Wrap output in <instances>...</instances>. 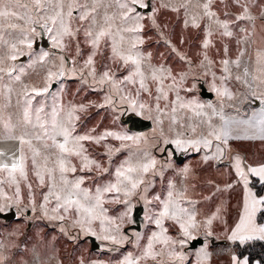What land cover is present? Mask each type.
Segmentation results:
<instances>
[{
  "label": "rangeland",
  "instance_id": "1",
  "mask_svg": "<svg viewBox=\"0 0 264 264\" xmlns=\"http://www.w3.org/2000/svg\"><path fill=\"white\" fill-rule=\"evenodd\" d=\"M145 2L150 4L149 8H137L144 17L142 21L144 43L138 45V50L145 58L144 67L146 70L149 65L154 68L163 67L166 70L164 87L168 91V100L165 101L163 97L160 99V106L161 109H164V113L156 111L155 97L159 93L156 91V82L150 78L147 83L151 94L141 90L137 96L138 83L127 85L125 92L121 93L127 96V93L131 92L132 99L136 101L137 105L143 103L147 106L144 109L136 107L135 111L127 98L121 101L119 96L113 94L107 85L94 84L91 78H88L87 84L83 83L79 74L72 76L69 73L64 78L65 87L61 94V101L64 104L72 102L91 105L82 114L77 129L81 134L95 129L94 135L107 130L128 135H142L148 138L139 144L125 141L127 147L123 148H121V141L112 137L99 145L86 142L88 155L98 161L101 168L108 169L106 172L95 167L91 171L82 172L79 169V160L72 161L77 164L78 171L71 174L69 178L83 175L85 183L82 187L93 190L96 186L103 187L109 182L115 183L116 168L130 157L134 161L137 158L143 159L144 153L147 152L150 158L157 161L155 168L144 175V184L140 185L131 196L125 197L123 193H120V202H116L114 194H105L106 215L117 218L116 222L120 224L121 233L127 239L120 245L99 239L98 236L101 235L99 221L93 224L98 236H92L83 233L78 227H73L71 219H66L62 225L60 221L43 217L40 204L42 203V193L47 189L37 187L35 177L30 170L29 181L33 184L32 193L36 200L34 211L30 202L29 190L24 182H21L20 186L21 200L19 204H16L14 200L8 201L0 197V206H3L1 213L16 212V215L10 219L0 217V238L5 239L10 245L12 244L11 246L17 244L20 248H24L22 254L25 255L19 258L21 262L26 264H81L83 261V264H121V261L129 253L133 257L140 256L151 239L152 233L159 232V227L155 224L154 219L161 210V206L154 197L158 195L161 199H166L170 186H174L172 189L174 192L185 193L182 206L196 212L198 227L190 230L191 237H185L178 224L172 220H166L164 226L168 229L167 235L171 236L175 243L165 247L162 256L155 259L147 257L140 264H234L233 256L239 257L241 260L246 257L248 264H251L248 256L238 255V244L249 245V248H252L253 252L256 251L258 256L264 253V246L261 243L256 241L236 242L229 239L232 227L240 215L242 199L240 188H238L232 170L227 164L225 153L221 157L214 156L215 145L218 142L213 140L211 148L200 145L199 150L191 145L177 147L174 143H164L165 140L171 141L177 138L182 140L199 139L206 136L210 130L219 131L226 115L242 113L245 107L254 105L256 98L252 93L256 80H253L252 77L255 76V50L257 46L264 47V22L257 19L255 34L250 37L248 43L241 41L240 44L236 42L238 37H221L213 25V36L210 38L212 42L208 49H204L203 41L207 38L204 31L205 24L202 23L200 28L192 27L189 18V26L186 27L184 10L172 11V6L178 5L181 0H145ZM165 3L169 5L168 8L161 6ZM192 3L195 4L196 0H192ZM154 10H156L155 25L150 19ZM214 10L221 13V18H224L222 15L225 11L224 5L219 0H216ZM110 11H115V7ZM73 26H77L75 20ZM241 27L250 26L242 24ZM36 31L42 34L33 37L32 48L18 45L23 55L17 54V60L13 61V65L17 68L15 73L23 76V82L22 79L16 81L17 83L12 87V80L5 78L9 82L8 85L13 88L12 95L21 93L25 84L30 87L43 86L48 70L56 71V65L59 64L61 55L65 56L66 60L75 58L76 66L79 68L91 51L90 45L83 43L82 32L77 37L81 41V55L77 56L75 40L67 48L61 50L53 47V42L47 32H42L39 26L36 27ZM236 31L238 32V30ZM225 45L228 49L226 53ZM1 49L3 50L1 55H3L7 46ZM245 49V55L240 57L239 68L232 63L229 64L231 75L228 76L223 71L221 61L223 59L234 61L239 52ZM43 51L49 52V57L33 64L32 61L36 60ZM205 53L212 63L208 64L205 61L201 66ZM110 55V51L102 45L100 52L95 57L97 73L105 70V66H109L115 71L117 78L127 75V70L117 68L116 64L119 61L112 63L108 59ZM249 57H252L251 61ZM21 67L24 68L23 73L19 72ZM245 67L249 68L247 77L243 73ZM168 71L171 73L170 76ZM12 75L15 76V74ZM181 75H184L182 81ZM237 75H240L242 79L236 80ZM225 76L228 78L222 80L221 77ZM85 77H87L86 70ZM172 77H175V84H173ZM244 80H247V83ZM59 83L60 81H54L50 92L57 91ZM213 85L216 88H227L232 93L231 97L218 95ZM169 86H171V90H169ZM177 91L182 102L196 101L198 104H203L204 108L197 109V111L207 113V115L196 116L191 108H179L177 105L176 122L173 123L170 109L173 106L172 102L176 99ZM106 95L112 96V103L105 104L102 108L97 107V105L104 104ZM20 99L22 100V95ZM37 99L40 98L37 97ZM46 99L51 104V96H47ZM165 104L168 105L167 109H165ZM157 117L163 121L162 124L157 123ZM16 118L17 115L14 116L13 123ZM193 127H195V131L192 130ZM161 129H163V136H161ZM2 133L3 130L0 129V134ZM106 144L112 145L114 149L120 148V151H113L109 155L105 148ZM221 146L224 147L223 144ZM206 156L213 158L205 160ZM185 167L189 169L187 175L181 171ZM229 184L231 187H227ZM3 187L8 196H13L14 186L5 184ZM140 206L142 208L138 221L135 214ZM217 209H219L217 218L212 221L209 227L206 221L217 213ZM125 213H127L126 216L123 215ZM122 216L123 219H120ZM62 227L65 229L64 231L61 230ZM182 239L185 241L184 244L179 243ZM155 250L159 252L161 245L157 244ZM169 251L183 254V261L169 256ZM205 252L208 253L207 259L204 257ZM253 264L263 263L255 260Z\"/></svg>",
  "mask_w": 264,
  "mask_h": 264
},
{
  "label": "snow or ice",
  "instance_id": "2",
  "mask_svg": "<svg viewBox=\"0 0 264 264\" xmlns=\"http://www.w3.org/2000/svg\"><path fill=\"white\" fill-rule=\"evenodd\" d=\"M224 5L225 11L221 18V13L214 10L216 0H196L193 4L192 0H181L178 5L172 6V11L180 12L184 10L186 17L185 26H189V18L191 26L200 28L204 23V31L206 39L203 41V48L208 49L213 36V25L221 37H238L236 42L241 41L248 43L250 37L255 34V26L257 19L264 22V0H219ZM162 7L168 8V4H162ZM115 7V11H110ZM138 7L149 8L150 4L145 0H0V45H6L8 51L0 55V74H5L11 77L13 81H20L21 76L12 74L17 71L15 65L5 66L8 61H16L17 54L23 55L18 45H26L29 49L34 43V36L41 35L37 33L36 27L39 26L42 32H47L49 38L53 42V47L61 50L67 48L73 40H75V50L77 56L81 55V41L77 39L78 35L83 33V43L90 45L91 51L87 58L83 61V65L79 68L76 66V59L66 60L65 56L59 57V64L56 65V71L48 70L43 86L23 85L21 93H18L16 105L19 108L15 123L11 114L4 115V110L11 106L13 88L10 85H4L0 89V95L4 96V102L0 103V122L3 125V133L0 134L2 140H14L18 147L14 151H5L0 149V197L5 200L13 201L16 204L21 200V182L26 183L29 190V197L33 211L36 208L35 196L32 193L33 184L29 181V171L35 177L37 187L47 191L42 193V203L40 209L42 216L49 220L60 221L61 224L66 219H71L72 226L78 227L85 234L98 236L97 231L93 228V224L99 221L100 233L99 239L111 241L113 244H123L127 237L121 233L120 224L116 222L117 218L106 215L107 209L104 208L105 194H114L116 202L119 201V194L123 193L125 197L131 196L135 191L144 184V175L154 169L157 161L150 158L148 153H144L143 159H135L130 157L125 160L115 170V183L109 182L103 187L96 186L95 189L82 187L85 183L83 175L69 178L71 174L78 171L77 164L73 163L74 159L79 160L80 171H91L93 167L108 171L106 168H101V165L95 159L88 155L86 142L101 144L109 137L121 141V148L127 147L125 141H132L134 144H139L142 140L148 138L142 135H128L126 133L107 131L94 135L95 129H90L88 132L81 134L77 131L81 122L82 114L88 110L91 105L84 103L64 104L61 101V94L64 90L63 80L69 73L72 76L79 74L83 83H88V78H91L94 84L107 85L111 92L119 96L121 101L126 98L135 111L136 107L144 109L145 104H136L132 99L131 92L127 96L121 93L125 92L126 86L136 85V95L139 96L141 90L149 92L150 78L156 82V91L159 93L155 97V108L158 113L163 114L164 109H161L160 99L163 97L168 100V91L164 87L163 67L154 68L151 65L147 70L144 67V56L138 50V45L144 43L142 32L144 17L137 10ZM155 11L150 17L155 25ZM75 13V15H74ZM76 21L77 26H73V21ZM242 24H247L250 27H241ZM251 29V31H250ZM238 30V32L236 31ZM19 33L14 42L5 39V33ZM67 41V42H66ZM108 49L111 55L108 59L112 63H116L117 68L127 70V75L122 78H117L115 71L109 66H105V70L97 73L95 57L100 52L101 46ZM225 53L228 51L227 46H224ZM246 49L239 52L238 57L234 61L223 59V71L231 75L229 64H234L237 68L241 65L240 57L245 55ZM151 54L149 53V56ZM49 57V52L43 51L32 63L44 61ZM252 60V57H249ZM207 61L211 64L207 53L201 61V66ZM256 71L258 76H253L252 79H261L264 83V47L258 48L255 54ZM70 65V67H69ZM31 66V65H29ZM85 70L87 77H85ZM20 73L24 72V68L19 69ZM244 76L249 75V68L243 69ZM168 75L171 73L168 71ZM214 76V74H213ZM228 76L221 77L227 79ZM3 76L0 75V80ZM184 75H181V81ZM236 80H241L242 77L237 75ZM175 84V77H172ZM60 81L59 88L55 92H50L52 83ZM247 83V80H244ZM125 86L122 88L121 86ZM194 87V86H193ZM214 90L218 95L231 97L232 93L227 88H216ZM171 90V86H169ZM22 95V100L20 96ZM257 99L256 93H252ZM51 96V104L48 103L46 97ZM39 97L40 99H37ZM35 102V103H34ZM112 103V96L106 95L104 104L97 107H104L105 104ZM262 107L259 114L253 113V117L258 115L257 126L260 132V138L264 139V99H261ZM170 109L171 119L176 122L175 113L177 105L179 108H191L196 116L207 115L197 111L203 109V104H198L196 101L182 102L179 92L176 93V99L172 102ZM211 107V105H208ZM168 105L165 104V109ZM149 110H151L149 108ZM151 118V117H150ZM157 123L162 124L163 121L157 117ZM245 123H253L246 121ZM211 127V125H210ZM195 131V127L192 129ZM179 135V134H178ZM163 136V129H161ZM230 132L220 129H213L206 136L199 139L182 140H165L164 143H174L177 147L184 145L195 146L199 150V146L205 148L213 146V140L217 141L215 148V157H221L225 153V148L221 145H227ZM109 155L113 151L119 152L120 148H113L112 145H105ZM213 157L206 156L204 159H212ZM242 159L239 155L235 157V170L239 180L243 182L245 195L239 222L232 230L229 239L244 242L250 239L264 240V223L257 222V214L264 213V195L257 194L248 187L251 183L250 177L259 179V182L264 185V164L252 167L250 165L242 167ZM185 175L189 169L185 167L181 170ZM9 184L14 186L13 196H8L4 190V185ZM231 187V185H227ZM170 186L167 192V198L161 199L160 196H155L154 199L159 202L161 210L156 214L154 222L159 227V232H153L151 239L138 257H133L131 253L126 255L121 261V264H140L147 257L153 259L162 256L164 248L175 241L167 235L168 229L164 226L166 220H172L179 225L185 237H191V229L198 227L196 221V212L190 211L182 206L184 200V192H174ZM147 191V189H145ZM127 203V201H125ZM194 203V202H193ZM0 211H3V206H0ZM217 213L213 214L206 221L210 227L212 221L217 218ZM124 216L127 213L123 214ZM123 219V216L120 218ZM64 231L65 229H61ZM211 234L210 232L208 233ZM139 238V237H138ZM75 239V237H73ZM180 244H184L182 239ZM161 245V250H155V246ZM169 256H174L180 261H183L184 256L175 251H169ZM205 259L208 258V253H204ZM234 264H248V259L245 257L241 260L239 257L233 256ZM83 264V261H81Z\"/></svg>",
  "mask_w": 264,
  "mask_h": 264
},
{
  "label": "crops",
  "instance_id": "3",
  "mask_svg": "<svg viewBox=\"0 0 264 264\" xmlns=\"http://www.w3.org/2000/svg\"><path fill=\"white\" fill-rule=\"evenodd\" d=\"M4 35H5V39L12 40L14 42L15 38L19 36V33L13 31L12 33L6 32ZM2 47L6 48V45H0V55L1 52L3 51L1 49ZM258 48L259 46H257L255 52L257 51ZM7 51L8 48L6 52ZM9 65H13V61H8L5 66H9ZM13 74L19 75L18 73H13ZM258 75L259 73L256 71V66H255V76ZM20 76L23 82V76L22 75ZM5 78L11 79V77L9 76H3V79L0 80V89L1 87L3 88L4 85H8L9 83L8 80H6ZM11 83H12V87H14L17 82L12 80ZM253 92L256 93V96L260 97L261 99H264V83L261 82V79H256ZM17 97L18 95H12V105L8 107L6 110H4V115L11 114L13 118L14 116L17 115L19 111L18 106L16 105ZM261 99L256 98L254 105L245 107L244 112L226 115L222 120L221 129L230 132L228 144L223 146L225 148V157L227 160V164L232 170L234 178L237 181L238 188H240V194L242 199L240 202L241 204L239 209L240 215L243 206L245 189L243 186V182L239 180V177L235 170V157L237 155L241 157L243 162L242 167H245V170H247L246 166L248 165L252 167H256L259 166L260 164H264V139L260 138V132L257 126L258 115L256 118L253 117V113L259 114L260 108L262 107ZM3 102H4V96L0 95V103ZM250 120L253 121V123L251 124L245 123L246 121H250ZM0 129L3 130L2 122H0ZM17 147L18 144L14 140L0 139V149H3L5 151H14ZM250 179H251V183L248 185V187L251 188L257 194V196L264 195V192L263 193L257 192L255 187L253 186V181L254 180L259 181V179L255 177H250ZM239 216L235 222V225L239 222ZM257 222L264 223L259 220V213L257 214ZM235 225L234 227H232V230L235 228ZM0 239H2V237ZM253 240H260V239H250V240H245L244 242L253 241ZM238 241L239 240H236V242ZM11 245L5 239L0 240V264H23L24 262H21L19 258L25 255L22 254L24 252L23 251L24 248H20V246L17 244L13 246ZM15 256L17 257L15 258Z\"/></svg>",
  "mask_w": 264,
  "mask_h": 264
},
{
  "label": "trees",
  "instance_id": "4",
  "mask_svg": "<svg viewBox=\"0 0 264 264\" xmlns=\"http://www.w3.org/2000/svg\"><path fill=\"white\" fill-rule=\"evenodd\" d=\"M253 186L255 187L257 192H259V193H263L264 192V185H262L259 181L254 180L253 181ZM259 220L261 222H264V213H259ZM253 241H256L257 243H261L264 246V240H253ZM248 242H250V241H248ZM249 247H250L249 245H247V246L243 245L242 246V245L238 244L237 245L238 255H240V256H248V258L251 261V264H253V262L255 260H258V261H260L261 263L264 264V253H263V255L261 254L260 256H258L256 251L253 252V249L249 248Z\"/></svg>",
  "mask_w": 264,
  "mask_h": 264
},
{
  "label": "water",
  "instance_id": "5",
  "mask_svg": "<svg viewBox=\"0 0 264 264\" xmlns=\"http://www.w3.org/2000/svg\"><path fill=\"white\" fill-rule=\"evenodd\" d=\"M141 206L139 207V210L136 212L135 216H136V219L139 221V212L141 210ZM16 215V212L15 211H9V212H5V213H1L0 212V217H4L6 219H10V218H13L14 216Z\"/></svg>",
  "mask_w": 264,
  "mask_h": 264
}]
</instances>
